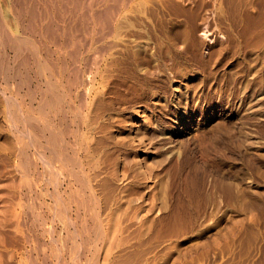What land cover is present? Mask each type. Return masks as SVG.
<instances>
[{
	"label": "rangeland",
	"instance_id": "obj_1",
	"mask_svg": "<svg viewBox=\"0 0 264 264\" xmlns=\"http://www.w3.org/2000/svg\"><path fill=\"white\" fill-rule=\"evenodd\" d=\"M7 1L0 264H264V0Z\"/></svg>",
	"mask_w": 264,
	"mask_h": 264
},
{
	"label": "bare ground",
	"instance_id": "obj_2",
	"mask_svg": "<svg viewBox=\"0 0 264 264\" xmlns=\"http://www.w3.org/2000/svg\"><path fill=\"white\" fill-rule=\"evenodd\" d=\"M2 1H3V0H2ZM6 1H7V0H6ZM14 1H15V0H14ZM24 1H26V0H24ZM37 1H38V0H37ZM51 1H52V0H50V2H51ZM64 1H65V0H64ZM79 1H80V0H79ZM79 1H77V2H79ZM88 1H89V0H88ZM119 1H120V0H119ZM119 1H118V2H119ZM7 2H8V1H7ZM17 2H18V1H17ZM22 2H23V0H22ZM30 2H31V1H30ZM34 3H35V1H34ZM34 3H33V4H34ZM46 3H47V2H46ZM57 3H58V2H57ZM81 3H82V2H81ZM92 3H93V2H92ZM119 3H120V2H119ZM15 4H16V3H15ZM88 4H89V2H88ZM88 4H87V5H88ZM90 4H91V3H90ZM90 4H89V5H90ZM109 4H110V3H109ZM111 4H112V3H111ZM19 5H21V4H19ZM24 5H25V4H24ZM35 5H36V4H35ZM38 5H39V4H38ZM48 5H49V3H48ZM66 5H67V3H66ZM92 5H93V4H92ZM115 5H116V3H115ZM1 6H2V5H1ZM1 6H0V8H2ZM21 6H23V5H21ZM50 6H51V5H50ZM64 6H65V5H64ZM67 6H68V5H67ZM75 6L77 7L76 4H75ZM75 6H74V7H75ZM79 6H80V5H79ZM93 6H94V5H93ZM32 7H33V6H32ZM32 7L30 8V11H31V9H33ZM37 7H38V6H37ZM52 7H53V6H52ZM76 7H75V8H76ZM107 7H108V6H107ZM113 7H114V6H113ZM8 8H9V7H8ZM16 8H18V6H17ZM24 8H25V7H24ZM57 8H58V7H57ZM64 8H65V7H64ZM68 8H69V7H68ZM84 8H85V7H84ZM87 8H89V7H87ZM87 8H86V9H87ZM91 8H92V6H91ZM91 8H90V9H91ZM104 8H105V7H104ZM104 8H103V9H104ZM2 9H3V8H2ZM21 9H22V8H21ZM77 9H78V8H77ZM116 9H117V8H116ZM7 10H8V9H7ZM33 10H34V12L31 11V13H34V14H35V12L37 11V9H36V10L33 9ZM61 10H62V9H61ZM65 10H66V9H65ZM88 10H89V9H88ZM105 10H106V9H105ZM105 10L103 11V13L105 12ZM0 11H1V10H0ZM5 11H6V9H5ZM40 11H41V10H40ZM40 11H39V14H40ZM43 11H44V9H43ZM45 11H46V10H45ZM45 11H44V12H45ZM72 11H74V10H72ZM85 11H87V10H85ZM90 11H91V10H90ZM8 12H9V11H8ZM14 12H15V10H14ZM20 12H21V10H20ZM74 12H75V11H74ZM74 12H73V13H74ZM78 12H79V10H78ZM111 12H112V11H111ZM111 12H110V13H111ZM3 13H4V12L2 11V13H0V15H2ZM16 13H17V12H16ZM59 13H60V12H59ZM59 13L57 12V14H59ZM117 13H118V11H117ZM9 14H10V13H9ZM21 14H22V13H21ZM21 14H20V15H21ZM88 14H90V13L88 12ZM88 14H86V15H87L86 17H88ZM99 14H100V13H99ZM99 14H98V16H99ZM101 14H102V13H101ZM17 15H18V14H17ZM31 15H32V14H31ZM52 15H53V14H52ZM54 15H55V14H54ZM73 15H74V14H73ZM33 16H35V15H33ZM36 16H37V15H36ZM47 16H48V15H47ZM50 16H51V15H50ZM57 16H58V15H57ZM105 16H106V13H105ZM105 16H104V17H105ZM0 17H3V16H0ZM24 17H25V16H24ZM27 17H28V16H27ZM37 17H39V15H38ZM59 17H60V16H59ZM70 17H71V16H70ZM74 17H75V16H74ZM74 17H73V18H74ZM86 17H85V18H86ZM99 17H101V16H99ZM4 18H5V17H4ZM4 18H3V19H0V22H1V20H2L1 23H3ZM30 18H31V17H30ZM30 18H29V19H30ZM35 18H36V17H35ZM44 18H45V17H44V15H43V19H44ZM50 18H51V17H50ZM55 18H56V17H55ZM61 18H62V17H61ZM64 18H65V17H64ZM88 18H89V17H88ZM102 18H103V17H102ZM105 18H106V17H105ZM107 18H108V17H107ZM109 18H110V17H109ZM109 18H108V20H109ZM114 18H115V17H114ZM10 19H11V18H10ZM12 19H13V18H12ZM39 19H42V17L40 16ZM51 19H52V18H51ZM53 19H54V18H53ZM21 20H22V19H21ZM61 20H62V19H61ZM71 20H72V17H71ZM102 20H103V19H102ZM111 20H112V19H111ZM32 21H33V19H32ZM43 21H44V20H43ZM45 21H46V19H45ZM45 21H44V22H45ZM80 21H81V20H80ZM104 21H105V20H104ZM4 22H5V20H4ZM10 22H11V21H10ZM27 22H28V21H27ZM34 22H35V21H34ZM41 22H42V20H41ZM46 22H47V21H46ZM46 22H45V23H46ZM50 22H51V21H50ZM86 22H87V21H86ZM88 22H89V21H88ZM107 22H108V21H107ZM23 23H24V22H22V24H23ZM31 23H32V22H31ZM31 23H30V25H31ZM36 23H38V22H36ZM56 23H57V22H56ZM69 23H72V22L70 21ZM69 23H68V24H69ZM110 23H111V22H110ZM110 23H109V24H110ZM34 24H35V23H34ZM38 24H39V23H38ZM40 24H41V23H40ZM40 24H39V26H40ZM49 24H51V23H48L47 26H48ZM58 24H59V23H58ZM85 24H86V23H85ZM101 24H102V23H101ZM103 24H104V23H103ZM109 24H108V25H109ZM5 25H6V23H5ZM14 25H15V24H14ZM36 25H37V24H36ZM81 25H82V24H81ZM87 25H89V24H87ZM87 25H86V26H87ZM104 25H105V24H104ZM111 25H112V24H111ZM111 25H110V26H111ZM16 26H17V25H16ZM34 26H35V25H34ZM34 26H33V27H34ZM44 26H45V25H44ZM44 26H43V27H44ZM47 26H46V27H47ZM51 26H52V25H51ZM51 26L49 25L48 27L50 28ZM67 26H69V25H67ZM100 26H101V25H100ZM102 26H103V25H102ZM5 27H6V26H5ZM17 27H18V26H17ZM46 27H45V30H44V31H46V30L48 31L49 28L46 29ZM53 27H54V26H53ZM57 27H58V26H57ZM59 27H60V26H59ZM108 27H109V26H108ZM35 28H36V26H35ZM39 28L41 29V27H39ZM51 28H52V27H51ZM54 28H55V27H54ZM61 28H63V27H61ZM68 28H70V27H68ZM112 28H113V27H112ZM112 28H111V31H112ZM6 29H8V28L6 27L5 30H6ZM29 29H30V28H29ZM52 29H53V28H52ZM9 30H11V29L9 28ZM27 30H28V29H27ZM31 30H32V29H31ZM42 30H43V28H42ZM42 30H40V31H42ZM54 30H55V29H54ZM57 30H58V29H57ZM57 30H56V31H57ZM33 31H34V30H33ZM47 31H46V32H47ZM50 31H51V30H50ZM62 31H63V29H62ZM68 31H69V30H68ZM99 31H100V30H99ZM109 31H110V30H109ZM3 32H4V31H3ZM6 32H7V31H6ZM10 32H11V31H10ZM10 32H9V33H10ZM51 32H53V30H52ZM54 32H55V31H54ZM100 32H101V31H100ZM15 33H16V32H15ZM108 33H109V32H108ZM111 33H112V32H111ZM43 34H44V32H43ZM43 34H42V35H43ZM62 34H63V32H62ZM62 34H61V35H62ZM105 34H106V33H104V36L102 37V39L105 37ZM3 35H4V34H3ZM14 35H15V34H14ZM14 35H12V33H11L10 36H9V35L7 36V34L5 33V37H6V36H7V37H11V36L14 37ZM34 35H35V34H34ZM57 35H58V34H57ZM15 36H16V35H15ZM101 36H102V35H101ZM109 36H110V35H109ZM7 37H6V38H7ZM13 37H12V40L14 39ZM47 37H48V36H47ZM52 37H53V36H52ZM56 37H57V36H56ZM0 38H1V37H0ZM2 38H3V37H2ZM2 38H1V39H2ZM16 38H17V36H16ZM16 38H15V39H16ZM10 39H11V38H10ZM19 39H21V38H19ZM19 39H18V40H19ZM59 39H60V38H59ZM3 40L5 41L4 38H3ZM3 40H0V42H1V41L3 42ZM6 40H7V39H6ZM18 40H16V41H18ZM7 41H8V40H7ZM13 41H15V40H13ZM13 41H12V42H13ZM66 41H67V40H66ZM69 41H70V40H69ZM8 42H10V41H8ZM18 42H19V41H18ZM51 42H52V41H51ZM57 42H58V41H57ZM70 42H71V41H70ZM70 42H69V43H70ZM6 43H7V42H6ZM10 43H11V42H10ZM14 43H15V42H14ZM58 43H60V42H58ZM71 43H72V42H71ZM31 44H32V43H31ZM52 44H53V43H52ZM18 45H19V43H18ZM18 45H17V48L19 47ZM109 45L111 46V44H109ZM43 46H44V45H43ZM58 46H59V45H58ZM60 46H61V44H60ZM101 46H102V45H101ZM110 46H109V48H110ZM112 46H113V45H112ZM11 47H12V46H11ZM14 47H16V45L13 44V47H12V48L14 49ZM24 47H25V46H24ZM45 47H46V46H45ZM103 47H104V46H103ZM2 48H3V47H2ZM12 48H11V49H12ZM106 48H107V47H106ZM113 48H114V47H113ZM3 49H4V48H3ZM15 49H16V48H15ZM22 49H23V48H22ZM24 49H25V48H24ZM29 49H30V48H29ZM103 49H104V48H103ZM107 49H108V48H107ZM110 49H111V48H110ZM35 50H36V49H35ZM46 50H47V49H46ZM16 51H17V49H16ZM33 51H34V50H33ZM50 51H51V49H50ZM107 51H108V50H107ZM0 52H1V51H0ZM17 52H18V51H17ZM100 52H101V51H100ZM27 53H29V52H27ZM34 53H35V52H34ZM36 53H37V52H36ZM102 53H103V52H102ZM102 53H101V54H102ZM56 54H57V53H56ZM3 55H4V54H3ZM10 55H11V54H10ZM20 55H21V54H20ZM25 55H26V54H25ZM25 55H24V56H25ZM27 55H28V54H27ZM7 56H8V55H7ZM7 56H6V57H7ZM34 56H35V55H34ZM46 56H47V55H46ZM52 56H53V55H52ZM56 56H57V55H56ZM101 56H102V55H101ZM14 57H16V56H14ZM14 57H13V58H14ZM94 57H95V55H94ZM0 58H1V57H0ZM2 58H3V57H2ZM22 58H23V57H22ZM22 58H21V59H22ZM30 58H31V57H30ZM30 58H29V59H30ZM34 58H35V57H34ZM47 58H48V57H47ZM54 58H55V57H54ZM96 58H97V57H96ZM7 59H8V57H7ZM9 59H10V58H9ZM0 60H1V59H0ZM12 60H13V59H12ZM27 60H28V59H27ZM64 60H65V59H64ZM28 61H29V60H28ZM36 61H37V60H36ZM52 61H53V60H52ZM56 61H57V60H56ZM92 61H94V60H92ZM100 61H101V60H100ZM5 62H6V61H5ZM89 62H90V61H89ZM94 62H95V61H94ZM94 62H93V63H94ZM19 63H20V62H19ZM22 63H23V62H22ZM37 63H38V62H37ZM51 63H52V62H51ZM54 63H57V62H54ZM61 63H62V62H61ZM64 63H66V62H64ZM64 63H63V64H64ZM90 63H91V62H90ZM0 64H1V62H0ZM20 64H21V63H20ZM42 64H43V63H42ZM21 65H22V64H21ZM55 65H56V64H55ZM55 65H53V66H55ZM65 65H66V64H65ZM89 65H90V64H89ZM30 66H32V65L30 64ZM63 66H64V65H63ZM92 66H93V64H92ZM2 67H3V66H2ZM20 67H21V66H20ZM55 67H56V66H55ZM57 67H58V66H57ZM25 68H26V67H25ZM27 68H28V67H27ZM27 68H26V69H27ZM32 68H33V67H32ZM72 68H73V67H72ZM87 68H88V67H87ZM90 68H91V67H90ZM63 69H65V67H64ZM75 69L78 70V68H76V67H75ZM92 69H93V68H92ZM1 70H2V69H1ZM19 70H20V68H19ZM57 70H58V69H57ZM73 70H74V68H73ZM73 70H72V73H73ZM16 71H17V70H16ZM34 71H35V70H34ZM40 71H42V70H40ZM58 71H59V70H58ZM26 72H27V70H26ZM63 72H64V71H63ZM76 72H77V71H76ZM76 72H74V73H76ZM80 72H81V71H80ZM19 73H20V72H19ZM39 73H40V72H39ZM15 74H16V72H15ZM20 74H21V73H20ZM40 74H41V73H40ZM26 75H27V74H26ZM26 75H25V76H26ZM28 75H29V74H28ZM41 75H42V74H41ZM80 75H81V74H80ZM7 76H9V75H7ZM20 76H22V74H21ZM31 76H32V75H31ZM69 76H70V75H69ZM36 77H37V76H36ZM81 77H82V76H81ZM81 77H80V79H81ZM20 78H22V77H20ZM25 78H26V77H25ZM41 78H42V77H41ZM71 78H72V77H71ZM74 78H75V77H74ZM74 78H72V79H74ZM7 79H8V78H7ZM7 79H6V80H7ZM31 79H32V78H31ZM31 79H30V82H31ZM76 79H77V78H76ZM70 80H71V79H70ZM68 81H69V80H68ZM72 81H73V80H72ZM72 81H71V82H72ZM88 81H89V79H88ZM21 82H22V80L20 81V83H21ZM25 82H26V81H25ZM81 82H82V81H81ZM68 83L70 84V82H68ZM73 83H74V81H73ZM76 83H77V82H76ZM16 84H17V83H16ZM48 84H49V83H48ZM78 84H79V83H78ZM88 84H89V82H88ZM17 85H18V84H17ZM29 85H30V84H29ZM39 85H40V84H39ZM73 85H74V84H73ZM75 85H76V84H75ZM86 85H87V84H86ZM86 85H85V86H86ZM18 86H19V85H18ZM35 86H37V85L35 84ZM48 86H49V85H48ZM88 86H89V85H88ZM21 87H22V86H20V88H21ZM30 87H32V86H30ZM71 87H72V85H71ZM17 88H18V87H17ZM20 88H19V89H20ZM47 88H48V87H47ZM33 89H34V88H33ZM42 89H43V88H42ZM69 89H71V88H69ZM76 89H77V88H76ZM27 90H28V89H27ZM50 90H52V89H50ZM50 90H49V93H48V94H49V97L46 98L47 101H46V100H45V101L47 102V104H49V105L51 106V105L53 104L52 102H55V101L52 100L53 94H52V92H51ZM86 91H87V90H86ZM16 92H17V91H16ZM19 92H20V91H19ZM83 92H84V91H83ZM75 93H76V92H75ZM42 94H44V92H43ZM59 94H60V93H59ZM85 94H86V93H85ZM82 95H83V94H82ZM43 96H44V95H43ZM56 96H57V95H56ZM84 96H85V95H84ZM8 97H10V96H8ZM86 97H87V96H86ZM57 98H58V97H57ZM80 98H81V97H80ZM82 98H83V97H82ZM23 99H24V98H23ZM32 99H33V98H32ZM35 99H36V98H35ZM83 99H84V98H83ZM83 99H82V100H83ZM6 100H7V96H6ZM8 100H10V98H9ZM24 100H25V99H24ZM82 100H81V101H82ZM84 100H85V99H84ZM84 100H83V101H84ZM94 100H95V99H94ZM24 102H25V101H24ZM32 102H33V100H32ZM63 102H64V101H63ZM7 103L9 104V102H7ZM30 103H31V102H30ZM65 103H67V102H65ZM82 103H83V102H82ZM84 103H85V102H84ZM18 104H19V102H18ZM32 104H33V103H32ZM60 104H61V103H60ZM71 104H72V103H71ZM38 105H39V104H38ZM31 106H32V105H31ZM34 107H35V106H34ZM60 107H61V106H60ZM7 108H8V106H7ZM25 108H26V107H25ZM43 108L46 109L45 107H43ZM61 108H62V107H61ZM49 109H50V108H49ZM62 109H63V108H62ZM64 109H65V107H64ZM80 110H81V109H80ZM8 111H9V110H8ZM50 111H51V110H50ZM58 111H60V110H58ZM65 111H66V110H65ZM42 112H43V111H42ZM81 112H82V111H81ZM81 112H80V113H81ZM21 113H22V112H21ZM51 113H52V111H51ZM51 113H50V114H51ZM59 113H60V112H59ZM71 113H72V112H71ZM77 114H78V113H77ZM82 114H84V112H83ZM64 115H65V113H64ZM23 116H25V114H24ZM9 117H10V116H9ZM82 117H83V116H82ZM82 117H81V118H82ZM24 118H25V117H24ZM52 118H53V117H52ZM67 118H68V117H67ZM69 118H70V117H69ZM34 119H35V118H34ZM61 119H62V118H61ZM31 120H32V119H31ZM86 120H87V119H86ZM66 121H67V120H66ZM79 121H80V120H79ZM29 122H30V121H29ZM54 122H55V121H54ZM57 122H58V121H57ZM59 122H60V121H59ZM75 122H76V121H75ZM12 123H14V122H12ZM37 123H38V121H37ZM67 123H70V122L68 121ZM71 123H72V122H71ZM79 123H80V122H79ZM81 123H82V122H81ZM89 123H90V122H89ZM16 124H17V122H16ZM31 124H32V123H31ZM91 124H92V123H91ZM17 125H18V124H17ZM36 125H37V124H36ZM38 125H39V124H38ZM38 125H37V127H38ZM68 125H69V124H68ZM39 126H40V125H39ZM65 126H66V125H65ZM31 127H34V126H31ZM49 127H50V126H49ZM21 128H22V127H21ZM46 129H47V127H46ZM50 129H51V128H50ZM52 129H53V128H52ZM52 129H51V131H49V129H48L50 135H49V137L47 138V139H48V142H47L48 144H47V146L49 147V150L51 151V155H52V157H55V156L57 155V154L54 155V153H57V152L55 151V144H56L57 142H55V140H56V136H55V133H54V131H53L54 129H53V130H52ZM89 129H90V128H89ZM35 130H36V129H35ZM40 130H41V129H40ZM43 130H44V128H43ZM67 130H68V129H67ZM70 130H71V129H70ZM70 130H69V131H70ZM28 131H29V130H28ZM76 132H77V131H76ZM83 132H84V131H83ZM89 132H90V131H89ZM39 133H40V131H39ZM41 133H43V132H41ZM65 133H66V132H65ZM71 133H72V132H71ZM44 135H45V134H44ZM69 135H70V132H69ZM24 136H25V135H24ZM37 137H38V136H37ZM40 137H41V135H40ZM43 138H44V137H43ZM69 138H70V137H69ZM23 139H24V138H23ZM29 139H30V138H29ZM83 139H84V138H83ZM67 142H68V140H67ZM73 142H74V141H73ZM31 143H32V142H31ZM68 143H69V142H68ZM82 143H83V141H82ZM61 144H62V143H61ZM66 144H67V143H66ZM76 144H77V143H76ZM41 147H42V146H41ZM64 147H65V146H64ZM64 147L62 146V148H64ZM26 148H27V147H26ZM66 148H67V147H66ZM72 148H73V147H72ZM57 149H58V148H57ZM85 149H86V147H85ZM72 150H73V149H72ZM74 150H75V149H74ZM68 152H69V151H68ZM73 152H74V151H73ZM87 152H88V151H87ZM60 153H61V152H60ZM21 154H22V153H21ZM75 154H76V153H75ZM43 155H44V154H43ZM63 155H64V154H63ZM70 155H71V154H70ZM23 156H24V155H23ZM67 156H68V154H67ZM75 156H76V155H75ZM44 157H45V156H44ZM73 157H74V156H73ZM86 157H88V156H86ZM84 158H85V156H84ZM23 159H24V158H23ZM45 159H47V158H45ZM59 160H60V159H59ZM71 160H73V159H71ZM45 161H46V160H45ZM47 161H49V159H48ZM47 161H46V162H47ZM61 161H62V160H61ZM66 161H67V160H66ZM80 161H81V160H80ZM27 162H28V161H27ZM34 162H35V161H34ZM72 162H73V161H72ZM76 162H77V161H76ZM24 163H26V162H24ZM48 163H50V162H48ZM18 164H19V163H18ZM46 164H47V163H46ZM74 164H75V162H74ZM77 164H78V163H77ZM19 165H20V164H19ZM49 165L51 166V164H49ZM88 165H89V162H88ZM13 166H14V165H13ZM22 166H23V165H22ZM74 166H75V165H74ZM78 166H79V165H78ZM14 167H15V166H14ZM55 167H56V166H55ZM89 167H90V165H89ZM91 167H92V166H91ZM74 168H75V167H74ZM92 169H93V168H92ZM49 170H50V167H49ZM51 170H52V167H51ZM58 171H59V170H58ZM77 172H78V171H77ZM73 173H74V172H73ZM50 174H51V172H50ZM78 174H79V173H78ZM56 175H58V174H56ZM79 175H80V174H79ZM87 175H88V174H87ZM24 176H25V175H24ZM76 177H77V175H76ZM76 177H75V178H76ZM78 177H80V176H78ZM50 178H51V176H50ZM22 179H23V178H22ZM78 179H80V178H78ZM56 180H57V179H56ZM75 180H76V179H75ZM28 181H29V180H28ZM50 181H51V180H50ZM57 181H58V180H57ZM77 181H80V180H77ZM80 182H81V181H80ZM23 183H24V181H23ZM54 183H55V182H54ZM56 183H57V182H56ZM32 184H33V183H32ZM81 184H83V181L81 182ZM24 185H25V184H24ZM29 185H30V184H29ZM84 185H85V183L83 184V186H84ZM86 185H87V184H86ZM86 185H85V186H86ZM1 186H3V185L1 184ZM85 186H84V187H85ZM88 186H89V185H88ZM23 187H24V186H22V188H23ZM25 188H26V186H25ZM88 188H89V187H88ZM80 189H81V188H80ZM82 189H83V188H82ZM82 191H83V190H82ZM26 192H27V191H26ZM84 200H85V199H84ZM84 202H85V201H84ZM81 203H82V202H81ZM25 204H26V203H25ZM84 204H85V203H84ZM64 205H65V203H64ZM86 205H87V204H86ZM3 210H4V209H3ZM27 211H28V210H27ZM98 211H99V210H98ZM96 213H97V212H96ZM79 214H80V213H79ZM35 215H36V214H35ZM80 215H81V214H80ZM43 216H44V215H43ZM81 216H82V215H81ZM96 216H97V215H95V217H96ZM39 217H40V216H39ZM83 219H84V218H83ZM95 219H96V218H95ZM95 219H93V220H95ZM99 219H100V216H99ZM80 220H81V219H80ZM101 220H102V219H101ZM99 221H100V220H99ZM83 222H84V221H83ZM96 222H98V220H96ZM87 223H88V221H87ZM84 224H85V223H84ZM100 224H101V223H99V225H100ZM90 225H91V224H90ZM85 226H86V225H85ZM95 226H96V225H95ZM95 226H94V228L97 229L98 227L96 228ZM97 226H98V225H97ZM82 227H83V226H82ZM100 228H101V230H102V227H101V226H100ZM98 229H99V228H98ZM99 230H100V229H99ZM103 230H104V229H103ZM103 230H102V231H103ZM96 231H97V230H96ZM93 232H94V231H93ZM97 232H98V231H97ZM97 232H96V233H97ZM106 233H107V231H106ZM87 234H88V233H87ZM98 234H99V233H98ZM102 234L104 235V233H102ZM90 236H91V235H90ZM96 236H97V234H96ZM102 237H103V236H102ZM90 238H91V237H90Z\"/></svg>",
	"mask_w": 264,
	"mask_h": 264
}]
</instances>
